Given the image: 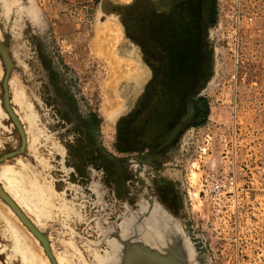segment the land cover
Here are the masks:
<instances>
[{
	"label": "rangeland",
	"instance_id": "1",
	"mask_svg": "<svg viewBox=\"0 0 264 264\" xmlns=\"http://www.w3.org/2000/svg\"><path fill=\"white\" fill-rule=\"evenodd\" d=\"M0 44V188L56 264L149 252L123 226L152 203L187 264H264V0H0ZM0 264H51L1 199Z\"/></svg>",
	"mask_w": 264,
	"mask_h": 264
},
{
	"label": "bare ground",
	"instance_id": "2",
	"mask_svg": "<svg viewBox=\"0 0 264 264\" xmlns=\"http://www.w3.org/2000/svg\"><path fill=\"white\" fill-rule=\"evenodd\" d=\"M129 1V0H128ZM108 23H110V22H108ZM107 22H106V26L108 25H110V24H108ZM113 24H116V28H117V39L118 38H120L121 37V32H120V30H121V28H120V26L117 24V23H114L113 22ZM106 26H105V28H103L104 30L105 29H108V27L106 28ZM113 26H110L109 27V31L111 32V31H114V30H110V28H112ZM100 28V27H99ZM104 30H101V31H99L98 32V36L99 37H97V36H95V38L97 39L96 41H95V46H96V52L99 54V55H102V52L103 53H105L104 51H106V50H102V52H99V50H100V44H102V46H103V40L105 39H103L102 38V36L104 35V37L105 36H108V34L110 33V32H108L107 30V35H106V33L104 32ZM116 31V30H115ZM112 34H113V32H112ZM97 35V34H96ZM110 36V35H109ZM114 36V35H113ZM110 37H112V36H110ZM110 37H108V38H110ZM113 38V37H112ZM111 39V38H110ZM116 39V40H117ZM95 40V39H94ZM108 40V39H107ZM113 40V39H112ZM102 42V43H101ZM106 42V41H105ZM108 44V43H107ZM105 45H106V43H105ZM108 46V45H107ZM106 46V47H107ZM111 47V46H110ZM114 47V46H113ZM107 49H109V46H108V48ZM112 50V49H111ZM101 51V50H100ZM111 53V52H110ZM113 54V53H112ZM112 56V55H111ZM113 57V56H112ZM109 58V57H108ZM115 58H116V56H115ZM117 59V58H116ZM119 59V58H118ZM121 60V59H120ZM117 61V60H116ZM116 61H114V62H116ZM117 62H119V61H117ZM116 62V63H117ZM120 62H123V61H120ZM125 62H127V61H125ZM111 64L112 63H110V66H111ZM125 64V63H124ZM113 65V64H112ZM126 65H127V63H126ZM109 66V67H110ZM116 66H117V64H116ZM120 66V65H119ZM112 67H115V66H112ZM121 67V66H120ZM133 67V66H132ZM118 68V67H117ZM130 68V67H129ZM112 69V68H111ZM113 71H111V72H116L117 73V71H116V67H115V70H114V68L112 69ZM119 70V69H118ZM124 70H125V68H124ZM123 71V70H122ZM130 71V70H129ZM128 71V72H129ZM133 71V70H132ZM119 73H121V72H119ZM114 74V73H113ZM123 74H124V72H123ZM116 74H114V76H115ZM128 75V74H127ZM133 76V75H132ZM129 77V76H128ZM136 78V77H135ZM112 102V101H111ZM109 115V114H108ZM24 144V143H23ZM23 146V145H22ZM22 149V148H21ZM3 158V157H2ZM9 177V176H8ZM153 204V203H152ZM151 204V205H152ZM155 208H158L159 210H160V208L157 206V205H155L154 207H153V210L152 211H138V214H140V216H141V214L142 213H145L146 214V216L144 215V219L142 220V221H140L139 222V220H138V215L137 214H135V213H132L131 215H129V217H128V221L124 224V226H123V230L125 231L124 233H128V232H131V231H133V234H135L136 232L138 233V232H140V233H143V232H147V227L149 226V225H153V226H155V227H159L160 228V231L157 229V228H152L151 229V234H152V237H151V239L153 240L154 239V237L157 239L158 237H159V233H161V241L160 242H158V241H156V243L153 245L152 243L150 244L149 242H147L146 243V245L151 249V250H149V252H147L146 250H145V246H144V244H140V243H138V242H133V240L135 239V237H134V235H131L130 236V239L129 240H132L130 243H129V241H122V239H119L120 240V243L122 244L123 242H124V248L122 247V245L121 246H116V245H114L113 247H114V251H115V256L118 254L119 256H123L124 255V258H125V260L126 259H128V256L130 255V254H132L133 255V257L135 258V260L136 259H140V257L142 256V254H144V255H146V256H148L149 257V259H150V261L151 262H153L154 260L156 261V263H158V264H187V256H189V255H186L185 254V252H184V254L186 255V256H183V253H182V249H181V245L179 246V243H181V241L179 240V238H178V229H177V227L175 226V224L173 223V221L172 220H170L169 218H168V216L166 215V213L164 212V211H155ZM13 212V211H12ZM14 213V212H13ZM15 214V213H14ZM23 214V213H22ZM16 215V214H15ZM17 216V215H16ZM18 218V217H17ZM26 218V217H25ZM19 219V218H18ZM27 219V218H26ZM132 219V220H131ZM28 220V219H27ZM137 220V221H136ZM29 221V220H28ZM6 222V221H5ZM21 222V221H20ZM30 222V221H29ZM22 223V222H21ZM31 223V222H30ZM23 224V223H22ZM24 225V224H23ZM32 225V224H31ZM25 226V225H24ZM33 226V225H32ZM26 227V226H25ZM34 227V226H33ZM27 228V227H26ZM16 231V230H15ZM12 233H13V235H14V233H16V232H14V231H11ZM30 232V231H29ZM19 233V232H18ZM31 233V232H30ZM139 233V234H140ZM32 234V233H31ZM33 235V234H32ZM179 235H180V237H181V239H182V241H184L185 239L181 236V234L179 233ZM16 238H17V240H19L20 241V238L18 237L19 236V234H15L14 235ZM34 236V235H33ZM35 237V236H34ZM139 237V236H138ZM15 238V239H16ZM36 238V237H35ZM45 238V237H44ZM144 238H146V235H145V237ZM37 239V238H36ZM38 240V239H37ZM45 240H46V238H45ZM162 240L164 241V242H162ZM39 241V240H38ZM18 242V241H17ZM16 242V243H17ZM40 242V241H39ZM47 242V241H46ZM41 243V242H40ZM159 243H162L163 245H158ZM186 243V242H185ZM128 244V245H127ZM42 245V244H41ZM48 245V244H47ZM185 246V245H184ZM42 247H43V245H42ZM71 247L73 248V249H75V246L74 245H71ZM48 248H49V246H48ZM185 248L187 249V247L185 246ZM131 249H132V251H131ZM43 250H44V247H43ZM123 250L125 251V254H124V252H123ZM78 250H76L75 249V252L77 253L76 254V257H77V259H78V257H79V263H80V260H81V262H82V264H84V262H83V259H82V257H83V255H82V252L81 251H79V254H78V252H77ZM44 252H45V250H44ZM130 252V253H129ZM160 253H162V254H160ZM46 254V253H45ZM74 253H73V250H71V255H70V257L69 258H73L74 256ZM93 258H94V261L93 262H91V264H94V263H96V264H121L122 262L121 261H118L117 260V257L115 258V256L114 257H112V260H108L109 259V256L108 255H97L96 253H94L93 252ZM92 258V257H91ZM153 259V260H152ZM54 260V259H53ZM70 260V259H69ZM130 261V260H129ZM128 261V262H129ZM125 264H126V262H125ZM129 264V263H128ZM136 264H140L139 262H137Z\"/></svg>",
	"mask_w": 264,
	"mask_h": 264
},
{
	"label": "water",
	"instance_id": "3",
	"mask_svg": "<svg viewBox=\"0 0 264 264\" xmlns=\"http://www.w3.org/2000/svg\"><path fill=\"white\" fill-rule=\"evenodd\" d=\"M0 55L3 59V61L7 62L6 61V57H5V51L2 47V45L0 44ZM6 83H7V74L5 75L4 77V81H3V87H4V90L6 92ZM6 94V93H5ZM6 105V104H5ZM7 107V105H6ZM8 109V107H7ZM8 112L10 113L11 117L13 118L11 112L9 111L8 109ZM0 199L11 209V211H13L17 217L19 218V220L27 227V229L41 242V244L43 245L44 247V250H45V253L46 255L48 256L51 264H56L55 261L53 260V257L49 251V248H48V245H47V242L44 238L43 235H41L37 229L35 227H33L31 225V223L25 218V216L22 214V212L19 210V208L13 203V201L1 190L0 188ZM153 206L152 207H148V206H144V207H141L138 211H152L153 210V207L156 205V204H152ZM144 215L146 216L145 213H142L141 216H138V220L139 222L142 221L145 217ZM137 262V261H136ZM155 262L153 261L152 263L148 260L147 262H140V264H154ZM136 264V263H135ZM155 264H158V263H155Z\"/></svg>",
	"mask_w": 264,
	"mask_h": 264
},
{
	"label": "built area",
	"instance_id": "4",
	"mask_svg": "<svg viewBox=\"0 0 264 264\" xmlns=\"http://www.w3.org/2000/svg\"><path fill=\"white\" fill-rule=\"evenodd\" d=\"M228 163H231V161H228ZM226 180H232V176L230 174H226L223 176ZM220 179H217V177L206 174L204 177L201 178L200 185L202 187L200 194H202L203 197H205L208 193H214V195H219L221 191H223L224 186L219 183Z\"/></svg>",
	"mask_w": 264,
	"mask_h": 264
},
{
	"label": "crops",
	"instance_id": "5",
	"mask_svg": "<svg viewBox=\"0 0 264 264\" xmlns=\"http://www.w3.org/2000/svg\"><path fill=\"white\" fill-rule=\"evenodd\" d=\"M66 5H86L97 2L98 0H59Z\"/></svg>",
	"mask_w": 264,
	"mask_h": 264
},
{
	"label": "flooded vegetation",
	"instance_id": "6",
	"mask_svg": "<svg viewBox=\"0 0 264 264\" xmlns=\"http://www.w3.org/2000/svg\"><path fill=\"white\" fill-rule=\"evenodd\" d=\"M192 132V134L194 133V131H191Z\"/></svg>",
	"mask_w": 264,
	"mask_h": 264
}]
</instances>
